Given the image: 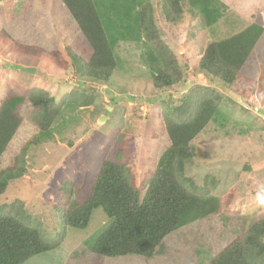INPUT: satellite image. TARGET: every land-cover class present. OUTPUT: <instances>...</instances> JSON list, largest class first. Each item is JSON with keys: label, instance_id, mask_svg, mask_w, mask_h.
<instances>
[{"label": "rangeland", "instance_id": "1", "mask_svg": "<svg viewBox=\"0 0 264 264\" xmlns=\"http://www.w3.org/2000/svg\"><path fill=\"white\" fill-rule=\"evenodd\" d=\"M148 1L159 37L182 69L183 80L173 88L154 86L143 40L115 45L119 66L107 83L88 78L72 59L84 67L88 52L61 0H0V102L8 87L18 85L45 91L60 109L46 136L26 102L20 109L23 123L1 158L0 172L15 165L24 146L39 138L41 143L28 149L23 178L8 184L0 203H22L46 238L65 235L59 249L25 264H209L264 218V34L246 68L249 82L231 86L199 68L209 44L253 24L264 27V0H218L220 18L210 27L187 5L177 23L168 22L165 0ZM54 50L65 68L52 61ZM196 86L215 89L222 103L220 114L192 143L196 163L187 175L196 181L215 177L213 193L233 195L229 209L176 230L152 259L95 257L89 245L110 223L103 210H94L85 230L66 228L62 214L91 194L100 165L119 143L140 185L170 145L163 113L178 108Z\"/></svg>", "mask_w": 264, "mask_h": 264}, {"label": "trees", "instance_id": "2", "mask_svg": "<svg viewBox=\"0 0 264 264\" xmlns=\"http://www.w3.org/2000/svg\"><path fill=\"white\" fill-rule=\"evenodd\" d=\"M61 1L80 30L88 52L84 67L72 57L85 76L107 83L119 66L115 45L119 41L143 40L154 86L173 88L182 82V69L159 37L148 0ZM183 5L205 27L216 24L220 18L218 0H165L168 22L177 23L181 19ZM263 34L264 27L253 24L209 44L199 62L200 70L231 86L249 82L246 68ZM50 57L58 67L65 68L66 61L60 52L54 50ZM26 102L31 104L33 120L43 135L50 136L48 130L60 114L45 91H24L18 85L8 87L0 102V163L23 123L20 109ZM221 103L222 96L215 89L196 86L187 92L178 108L163 113L170 145L156 169L140 185L123 159L119 143L100 165L91 194L82 204L62 214L63 225L85 230L94 210L101 208L110 223L89 245L91 254L99 259L127 256L152 259L176 230L228 210L233 195L214 194L218 187L215 177L196 181L187 175L196 163L192 143L220 114ZM40 143L39 138L27 143L15 165L0 172V198L11 181L23 178L28 149ZM64 240V233L46 238L22 203H0V264H25L33 257L59 249ZM209 264H264V218L244 229Z\"/></svg>", "mask_w": 264, "mask_h": 264}]
</instances>
